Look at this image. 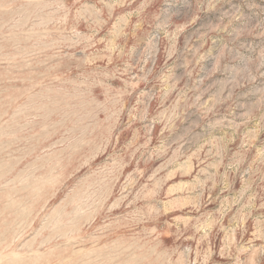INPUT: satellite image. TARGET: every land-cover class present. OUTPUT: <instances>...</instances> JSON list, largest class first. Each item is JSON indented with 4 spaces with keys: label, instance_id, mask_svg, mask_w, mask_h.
Returning a JSON list of instances; mask_svg holds the SVG:
<instances>
[{
    "label": "rangeland",
    "instance_id": "1",
    "mask_svg": "<svg viewBox=\"0 0 264 264\" xmlns=\"http://www.w3.org/2000/svg\"><path fill=\"white\" fill-rule=\"evenodd\" d=\"M0 264H264V0H0Z\"/></svg>",
    "mask_w": 264,
    "mask_h": 264
}]
</instances>
